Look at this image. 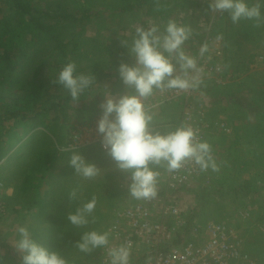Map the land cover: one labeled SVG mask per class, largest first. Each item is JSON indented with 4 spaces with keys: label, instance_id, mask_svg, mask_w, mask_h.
Segmentation results:
<instances>
[{
    "label": "rangeland",
    "instance_id": "374dc122",
    "mask_svg": "<svg viewBox=\"0 0 264 264\" xmlns=\"http://www.w3.org/2000/svg\"><path fill=\"white\" fill-rule=\"evenodd\" d=\"M2 1L0 0V19L25 22L24 16L19 17ZM165 1L169 3L170 8L163 16L154 15L153 11L147 14L145 5L138 10L135 9L136 12L119 13L115 10L117 6L136 3V0H32V3L49 14L56 13L62 8L73 11L76 17L91 15V18L83 20V23L77 21L67 25L65 31L76 43L75 51L67 52L68 61L75 60L79 71L92 74L95 79L102 73L103 68L108 70L103 64L124 58L134 61V57L122 55L123 52H119V49L123 47L121 40H130L136 27L147 28L155 24L160 26L163 32L168 21L174 20L178 25L191 29L192 35L182 46L186 54L195 56L197 61L208 60L222 65L221 76L202 77V85L193 90V99L204 100L210 109V117L220 115L217 117L223 118L234 133L230 136L211 135L208 142L212 145L213 155L221 172L216 175L217 172L211 171L210 183L203 186L199 184L193 191L182 193L181 202L194 223L202 224L207 220H214L235 226L240 232L245 251L264 264V23L254 28L253 22L241 21L246 25L245 30H249L245 41L242 40L240 52L237 53L233 50L235 48L228 44L234 37V34L231 36V19L226 12L209 11L211 0ZM256 2L257 0H249L250 4ZM99 13H102L100 16L102 20L95 16ZM198 15L201 17L196 20L194 17ZM204 17L208 18L207 22L202 20ZM240 34L243 35V32ZM202 35L205 39L197 43V38ZM205 43L209 51L200 56V48ZM44 45L37 44L27 48V52L33 55L30 57L31 64L26 66L29 63L26 62L25 68L23 67L17 74V79L13 81V87L10 89L6 87L2 91H9L10 94L4 95L13 99L23 94L26 96L36 81L43 82L44 89L40 92L37 103L36 100L32 103L33 108L29 104L25 109L24 118L31 116L35 111L44 113L43 122L55 126L50 131L57 132V135L62 137L60 143L65 137L63 146L73 128L83 127L92 123L95 118L101 117L100 105L107 96L98 101L95 99L96 90L91 88L90 91L86 90L77 102H73L71 97L65 98L70 94L53 81L66 63V59H63L52 46L45 49ZM216 51L220 52L219 56H215ZM178 73L177 67L176 74ZM7 99L0 101L1 114L5 107H11V102ZM174 102L181 108L179 101ZM170 103L165 104V107L168 106L172 111L175 110V113H179V107L173 106V102ZM52 104H55V110L47 111ZM20 120L11 122L19 123ZM32 120L26 121L27 128H30L29 124H34ZM171 121H174L173 118L154 119L152 127L155 131L163 132ZM9 124L10 122H4V126H0V141L4 139L3 130ZM11 126L16 127L13 124ZM27 128L24 132L17 131L12 142H18L19 136L28 133ZM39 129L41 128L34 131ZM32 135L33 140L39 138L38 132ZM56 142H59L58 138ZM58 148L59 154L56 152L54 159H50L51 164L47 163L48 158L44 164L39 165V171L48 174V179L43 181V185H46L44 187H54L52 188L54 194L43 198L46 210L24 214L13 212L10 216L8 203L5 201L6 210L4 215L0 216V264H22V254L14 246L20 238L19 227H26L38 243L68 254L72 264H98V249L90 254L81 253L72 246L74 240L78 241L85 231L104 232L111 221L113 210L135 200L129 193L131 180L129 182L127 180L130 173L118 169L108 151H102L98 146L78 151L86 161L99 169L97 176L84 179L68 165L73 152L61 154L64 150H61L60 146ZM156 169L154 170L163 171ZM1 176L0 181L7 185ZM50 176L54 178L52 182ZM72 188H78L75 200L69 199ZM93 196L97 199L96 210L93 213L95 223L90 222L84 228L77 229L67 222V211L82 206ZM57 212L64 214L59 216ZM89 220L91 221L92 217H89ZM57 231L63 234L54 235Z\"/></svg>",
    "mask_w": 264,
    "mask_h": 264
},
{
    "label": "clouds",
    "instance_id": "9594fccd",
    "mask_svg": "<svg viewBox=\"0 0 264 264\" xmlns=\"http://www.w3.org/2000/svg\"><path fill=\"white\" fill-rule=\"evenodd\" d=\"M262 6L264 0H257L254 4L249 0H211L208 7L213 13H228L233 24L251 21L259 27L264 23ZM191 35L189 27L169 20L163 32L155 24L147 28L139 26L130 40H121V45L134 57V63H120L118 74L126 88L134 91L119 98L108 96L104 99L100 105L102 115L97 122V131L102 136V146L118 169L130 173L129 193L136 200H151L158 194L160 172L152 166L166 167L168 172H175L186 161H192L201 171L220 170L212 145L200 139L199 129L182 125L161 134L153 129V114L143 102L156 91L196 90L202 85L203 69L198 67L197 58L186 54L182 47ZM208 51L205 43L200 48V56ZM177 66L180 74H176ZM53 83L61 85L71 100L77 102L95 83V77L79 71L77 62L69 60L58 71ZM68 165L84 179H92L99 173V169L79 152L71 154ZM77 196L78 188H72L69 199L75 200ZM96 206L97 199L93 196L74 212H69L67 222L77 229L90 222L95 223L93 213ZM89 217H92L91 221ZM18 234L20 238L14 246L22 254V264H69L61 252L50 250L34 240L26 227H19ZM109 245L110 232L92 230L85 231L74 247L85 254L106 248L110 264H130L131 242L118 247Z\"/></svg>",
    "mask_w": 264,
    "mask_h": 264
},
{
    "label": "built area",
    "instance_id": "2783aa9c",
    "mask_svg": "<svg viewBox=\"0 0 264 264\" xmlns=\"http://www.w3.org/2000/svg\"><path fill=\"white\" fill-rule=\"evenodd\" d=\"M220 52L216 51L215 56ZM205 75H222V65L198 60ZM195 73H193L194 75ZM201 77V78H202ZM181 101V114L177 127L182 125L199 129L200 139L212 134L229 136L230 125L220 117H210L204 100L193 99V90L175 89L158 91L143 102L152 110L165 103ZM92 123L73 128L61 150H79L97 145L102 151V136ZM211 169L201 171L192 161H186L175 172H160L157 196L151 200H134L116 208L105 231L110 232L109 247L131 242L130 264H262L247 253L240 232L229 223L207 220L195 223L186 231L187 212L181 194L193 191L199 184L210 183ZM129 178L127 181L129 182ZM8 188L0 181V216L5 213V196ZM104 231V232H105ZM106 248L99 249L98 264H110Z\"/></svg>",
    "mask_w": 264,
    "mask_h": 264
},
{
    "label": "crops",
    "instance_id": "0c3cea01",
    "mask_svg": "<svg viewBox=\"0 0 264 264\" xmlns=\"http://www.w3.org/2000/svg\"><path fill=\"white\" fill-rule=\"evenodd\" d=\"M231 24V36H233L234 34V37L228 44L234 47L235 49L233 50L238 53L240 52V48H242V40L245 41V36L247 35L249 29L247 31L245 30L246 25L243 22H240L238 24H233L231 22ZM254 28L256 27L254 26ZM241 32H243V35L240 34ZM231 46H228V48H230ZM119 52H123L122 55L124 54L128 58L130 57L129 51L126 47H121V49H119ZM122 62L128 64L134 63V61H128L126 58H124L121 60L118 59L116 61L110 62V64H103L107 66L109 71L106 68H103L104 66L102 65L103 71L102 73H99V77L95 79V83L91 87L97 92L95 99H98L99 101L103 98V96H122L124 94H130L134 91L133 89L126 88L119 77L118 68L120 63ZM100 70L102 69L100 68ZM91 88H89L88 90L90 91ZM179 102L181 103V101ZM173 103V106L176 107L177 105V107H179L178 103ZM165 104H163L164 106L160 105L162 106V108H159V106H157L150 110L153 114L154 119H161V117H164V119L170 120L171 118H173L174 120L171 121L170 124H167L166 128H164V131L160 132L161 134L175 130L177 128L181 114L180 107L179 113H175V110L172 111V109L168 108L167 105V107H165ZM168 104L170 105L171 103L169 102ZM43 114L44 113L40 112L36 115V119L32 120L34 124H29L30 128H27V126L25 125L27 124L29 118L25 119L22 117L19 118L21 119L19 123H12L11 121H8L10 122V124L3 130L4 139L0 141V151H2L0 154V176L2 173L3 176L1 177L4 178L3 180L7 184L5 185L8 188L7 195L5 196V201L8 203V214H10V216L13 212L24 214L31 211H35V213L44 211L47 207H44L43 202L45 201L43 200V198L47 195L54 194V191L52 190V188L54 187H44L46 185H43V181H45V179H48V174L39 171V165L40 163L44 164L45 159L48 160V158L49 161L47 163H52L50 159H54L53 156L56 155V152L59 154L58 147L64 146H62V144L64 143L65 137L60 143L62 137H60L59 134L57 135V132L52 133L50 131V129L55 128V126L52 124L46 125L42 119ZM217 116L220 115L217 114ZM11 124L16 125V127L11 126ZM26 128L28 129V133L23 136H19L20 139L18 140V142L13 143L12 141L14 140V136L17 135V131L24 132V129ZM37 128L41 129L34 131V129ZM153 129L155 130V128ZM43 131L45 133H42ZM35 132H38L39 138L33 140L31 138L33 136L32 134ZM233 133L234 132L232 129L231 134ZM210 137L211 135L207 137L206 141H209ZM56 138H58L59 142H56ZM215 141L217 142V139H215ZM91 148H97V145H92L80 150H64L61 154H65L68 152H78L84 149ZM162 170L166 171V167ZM11 172H13V174ZM220 172L221 171H218L216 175L220 174ZM49 179L51 182L54 180V178H52L51 176L49 177ZM47 186H49V184Z\"/></svg>",
    "mask_w": 264,
    "mask_h": 264
},
{
    "label": "trees",
    "instance_id": "16d2710c",
    "mask_svg": "<svg viewBox=\"0 0 264 264\" xmlns=\"http://www.w3.org/2000/svg\"><path fill=\"white\" fill-rule=\"evenodd\" d=\"M2 2L8 7V9L18 14L19 17L24 16L25 22L22 23L20 20L12 22V20L8 18L0 19V101L8 98L7 100H10L11 102V107H5V109L2 110V114L0 113V126H4V122L16 120L22 117L24 118L25 109L29 106V104L33 108L32 103H34L35 100L37 103L39 94L44 89L43 82L38 80L31 85L30 91L26 94L28 97L26 99V96H24L25 94L10 99L4 95L10 94L9 91H2L5 90L6 87L8 89L13 87V81L17 79V74L23 70V67L25 68L26 62H29L26 66L31 64L30 57L33 55L27 52V48L29 49L33 45L37 44H45V49L48 48V46H52V48L56 50L63 57V59L65 58L67 62V52H74L76 49V43L73 42L71 37L67 35V32L65 31L66 26L77 21L83 23V20L91 18V15L76 17L73 11H68L62 8L56 13L49 14L46 11H41L34 3H32V0H3ZM144 5L146 6L147 14L153 11L154 15L162 16L163 14H166L170 8L169 3L165 0H136V3H127L125 5L117 6L115 10L119 13L126 11L136 12L135 9L138 10ZM101 14L102 13H99L95 16L100 17ZM200 17L201 16L198 15L194 18L197 20ZM202 20L207 22L208 18L204 17ZM208 37H210V33L208 34ZM204 39L203 35L198 37L197 43L203 42ZM65 98H70V95L65 96ZM54 106L55 104L50 105L47 111L55 110ZM36 107L37 105L34 109ZM38 113L39 112L35 111V113L31 116L26 117L29 119H36V115ZM152 167L153 169L157 168L156 170H162L165 168H160L161 166ZM74 211L75 210L72 211L71 209L67 212L69 213ZM57 213H59V216L64 214L63 212ZM194 224L195 223L191 220V216H187L186 231H188V229ZM62 234L63 233H60V231H57L54 235L60 236ZM75 242L76 241L74 240V244ZM74 244L72 246H74ZM45 247L50 250L58 251L51 246L45 245ZM62 254L68 259L69 264H72L68 254Z\"/></svg>",
    "mask_w": 264,
    "mask_h": 264
}]
</instances>
